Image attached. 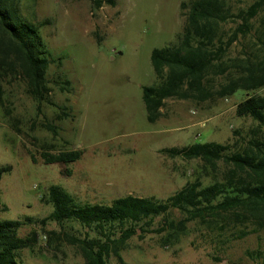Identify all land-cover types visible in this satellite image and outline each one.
Returning a JSON list of instances; mask_svg holds the SVG:
<instances>
[{
	"label": "rangeland",
	"instance_id": "obj_1",
	"mask_svg": "<svg viewBox=\"0 0 264 264\" xmlns=\"http://www.w3.org/2000/svg\"><path fill=\"white\" fill-rule=\"evenodd\" d=\"M183 1L112 0L97 7L92 0H20L24 20L48 23L39 35L54 61L46 73L52 105L38 108L19 79L2 82L10 115L3 118L0 108V168L10 166L11 171L0 179V221H23L18 237L33 235L30 248L18 252L21 264H84L66 235L96 237L73 222L39 223L52 211L40 202L49 186L61 187L79 204L109 206L127 195L165 200L196 180L202 186L221 182L231 169L223 161L212 169L200 160L169 158L160 151L205 143L245 144L256 124L235 115L244 91L203 102L169 99L157 122L146 119L142 88L155 83L150 54L176 42L184 23ZM225 1L233 12L252 2ZM234 27L230 21L223 26L227 34ZM243 43L239 39L233 44L226 58L242 57ZM223 83L218 76L208 87L214 92ZM256 94L264 96V89ZM10 117L17 120L18 132ZM73 150L81 151V157L67 165H44L40 156ZM182 218L175 210L167 217ZM162 222V217L154 219L145 233L136 227L119 257L111 254L107 264H264V229L254 231L246 224L211 232L191 222L177 243L163 246L165 232H154Z\"/></svg>",
	"mask_w": 264,
	"mask_h": 264
},
{
	"label": "trees",
	"instance_id": "obj_2",
	"mask_svg": "<svg viewBox=\"0 0 264 264\" xmlns=\"http://www.w3.org/2000/svg\"><path fill=\"white\" fill-rule=\"evenodd\" d=\"M92 1L97 7L112 3V0ZM263 13L264 0H252L236 12L225 0L183 1L180 16L184 23L176 42L153 49L150 54L155 83L142 88L149 123L162 117L161 109L169 99L203 102L231 97L237 90L246 93L235 105L238 118H250L256 124L250 129L245 144L205 143L160 151L169 158L200 160L212 169L216 162L223 161L231 166L223 181L202 186L196 180L165 200L127 195L114 199L109 206L79 204L59 186L44 190L40 202L50 205L52 211L39 222L41 225L73 222L96 234L94 238L84 239L66 235L67 242L79 249L84 264H107L111 254L119 257L126 241L136 235V227L145 233L144 227L158 217L163 222L154 232H165L163 246L177 243L191 222L211 232H224L246 224L253 226L254 231L264 229V96L256 94L264 89ZM229 21L235 27L227 34L223 26ZM46 24L35 25L24 20L20 0H0V108L5 119L10 115L3 99L5 78L21 80L26 94L38 108L53 104L46 73L54 61L39 35V28ZM239 39L244 42L242 57L226 58L230 47ZM218 76L224 78V83L213 92L208 84ZM13 119L10 117V125L18 132L17 120ZM81 154L73 150L56 154L43 152L40 156L44 165H67L78 161ZM29 156L36 164L35 157ZM10 171V166L0 168V179ZM65 173L69 175L68 171ZM174 210L183 218L167 219ZM228 219L232 222L228 223ZM25 221L32 220L25 218ZM23 225V221H0V264H21L18 252L30 248V237H33H18L17 232ZM237 231L241 236L247 235V231Z\"/></svg>",
	"mask_w": 264,
	"mask_h": 264
},
{
	"label": "built area",
	"instance_id": "obj_3",
	"mask_svg": "<svg viewBox=\"0 0 264 264\" xmlns=\"http://www.w3.org/2000/svg\"><path fill=\"white\" fill-rule=\"evenodd\" d=\"M42 239H43V240H46V237H43Z\"/></svg>",
	"mask_w": 264,
	"mask_h": 264
}]
</instances>
